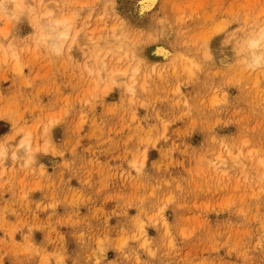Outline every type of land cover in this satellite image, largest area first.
Wrapping results in <instances>:
<instances>
[{
	"label": "rangeland",
	"instance_id": "374dc122",
	"mask_svg": "<svg viewBox=\"0 0 264 264\" xmlns=\"http://www.w3.org/2000/svg\"><path fill=\"white\" fill-rule=\"evenodd\" d=\"M29 2L0 12V264H264V0Z\"/></svg>",
	"mask_w": 264,
	"mask_h": 264
},
{
	"label": "bare ground",
	"instance_id": "6f19581e",
	"mask_svg": "<svg viewBox=\"0 0 264 264\" xmlns=\"http://www.w3.org/2000/svg\"><path fill=\"white\" fill-rule=\"evenodd\" d=\"M29 1L33 2V0H2V3L0 5V12L3 15H6V18L10 16L9 20L11 19L12 21H14L15 19H18V18H20L22 16L23 7L27 3L28 4H32ZM156 2H157V0H152V2L150 4L141 5L140 0H135V2H133V5L131 7L132 8V12L131 13H134V16H136V18H138V19L142 18L143 16H145V14L149 10H151L154 7ZM30 7H31V10L34 9L33 6H30ZM30 12H29V14H30ZM49 12L52 13V16L48 20L47 26H41V25L35 23V21H37V19L39 18L38 16L37 17L36 16H32L33 17L31 19L32 23H33L32 25H34V28L37 31L38 38L41 41H43L44 43L47 42L48 45H51L50 46L51 49H53L55 52H57V51L59 52L62 49V47H64L63 44L65 42V39L69 36V34L71 32V29H72V26H71L72 17L71 16H67V15H61V16L59 15V16H57L56 13L52 12V11L45 12L40 17L45 16L46 13H49ZM32 15H34V14L32 13ZM65 21H67V23H65ZM73 32H72V34L70 36V37H72L71 40L74 39L73 36H77V35H75V34H77L76 31H73ZM12 44H14V43H10L11 46H12ZM1 46H3V45H1ZM11 46L8 45L9 48H11ZM153 46L154 47H151V51H152V54L155 57L162 56L163 58H165V57H168L171 54L170 50H168L163 45L155 44ZM246 46L248 47V50H249L248 53L251 54L250 56H248L249 57V61H248V59H247V61L250 64H257L260 61V59H261V55H262V51L261 50L264 47V27H262L257 32V34H255L254 36L248 37L247 42H246ZM13 47H14V45L12 46V48ZM245 49H246V47H245ZM13 50H14V48H13ZM11 51H12V49H11ZM240 51H241V49H240ZM113 52H115V51H113ZM96 54H97L96 56L98 57L99 53L97 52ZM241 60L243 62L244 58L242 57ZM217 61L221 65H226V64L230 63V59H229V56L227 54H222V55L218 56L217 57ZM101 62L103 64L104 60H102ZM236 68H240L239 65H237ZM125 71L126 70H124V72ZM112 76H114V75H112ZM111 78L113 79V77H111ZM28 137H29L28 135H27V137L25 136L26 139ZM25 138H23L21 140V142H22V146L24 148L23 150L26 151L28 146H29V142H30L29 140L30 139L28 138L29 140H25ZM1 148H0V156L2 154L5 155V152H6V149H7V148L6 149L3 148L2 144H1ZM34 149L37 150L36 147ZM31 153H33L32 150L31 151H26L24 153L26 155V157H27L26 161L27 160L29 161V160L32 159ZM13 154H14V152H13Z\"/></svg>",
	"mask_w": 264,
	"mask_h": 264
},
{
	"label": "snow or ice",
	"instance_id": "6c2138e0",
	"mask_svg": "<svg viewBox=\"0 0 264 264\" xmlns=\"http://www.w3.org/2000/svg\"><path fill=\"white\" fill-rule=\"evenodd\" d=\"M151 2H152V0H140L141 5L150 4ZM51 16H52V13H50V12L46 13L45 16L39 17L37 19V21H35V23H37V24H39L41 26H47L48 20L51 18ZM65 23H67V21H65ZM211 61H212L211 50L206 48L205 52H204V62L211 63ZM194 67H199V68H201V70H203V62H202L201 65H194ZM215 103H222V101L217 99L215 101ZM137 167H138V170H139V166H137ZM169 199H171V197ZM142 230H143V226L141 225V231ZM128 243H129L128 238L122 239V242L120 244V251H121L122 254L128 251ZM115 264H123V262L118 260L117 262H115ZM128 264H132V262L129 261ZM152 264H154V262H152Z\"/></svg>",
	"mask_w": 264,
	"mask_h": 264
}]
</instances>
